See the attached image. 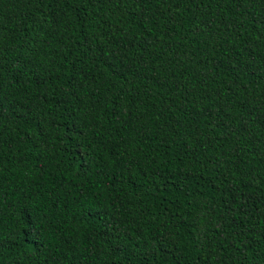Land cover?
I'll list each match as a JSON object with an SVG mask.
<instances>
[{
    "label": "trees",
    "instance_id": "16d2710c",
    "mask_svg": "<svg viewBox=\"0 0 264 264\" xmlns=\"http://www.w3.org/2000/svg\"><path fill=\"white\" fill-rule=\"evenodd\" d=\"M0 264H264V0H0Z\"/></svg>",
    "mask_w": 264,
    "mask_h": 264
}]
</instances>
